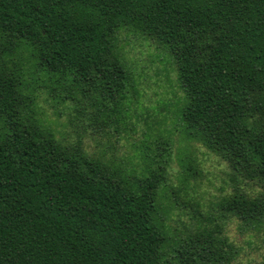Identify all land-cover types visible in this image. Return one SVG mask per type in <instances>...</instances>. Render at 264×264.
Masks as SVG:
<instances>
[{
  "label": "trees",
  "instance_id": "obj_1",
  "mask_svg": "<svg viewBox=\"0 0 264 264\" xmlns=\"http://www.w3.org/2000/svg\"><path fill=\"white\" fill-rule=\"evenodd\" d=\"M121 29L168 55L186 137L235 183L217 218L195 203L181 233L163 200L169 148L126 170L40 116L41 81L96 131L127 124ZM245 182L264 186V0H0V264H237L225 220L264 229Z\"/></svg>",
  "mask_w": 264,
  "mask_h": 264
},
{
  "label": "rangeland",
  "instance_id": "obj_2",
  "mask_svg": "<svg viewBox=\"0 0 264 264\" xmlns=\"http://www.w3.org/2000/svg\"><path fill=\"white\" fill-rule=\"evenodd\" d=\"M115 51L134 78L135 91L128 94L127 124L96 131L78 117L72 104L53 97L40 81V116L60 138H81L94 156L113 159L126 170H141L142 155L169 148L167 188L164 202L171 207L169 224L183 232L196 222L192 205L199 204L203 216L218 217L221 200L231 194L234 182L227 163L202 144L186 137L180 120L184 103L176 72L168 55L155 42L121 29L115 35ZM166 142L168 143L166 145ZM157 155V154H156ZM190 167V169H189ZM250 195H264V186L252 182L240 185ZM225 233L239 246L237 264H264V229L255 230L237 218H228Z\"/></svg>",
  "mask_w": 264,
  "mask_h": 264
}]
</instances>
